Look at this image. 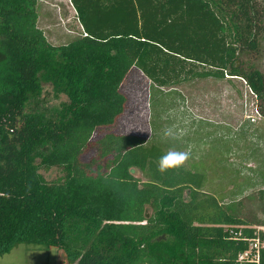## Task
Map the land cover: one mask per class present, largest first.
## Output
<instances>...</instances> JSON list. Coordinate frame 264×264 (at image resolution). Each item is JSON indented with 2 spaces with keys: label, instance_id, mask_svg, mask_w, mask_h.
<instances>
[{
  "label": "trees",
  "instance_id": "1",
  "mask_svg": "<svg viewBox=\"0 0 264 264\" xmlns=\"http://www.w3.org/2000/svg\"><path fill=\"white\" fill-rule=\"evenodd\" d=\"M70 2L83 33L54 46L38 0H0V255L26 244L67 264H238L255 225L187 167L161 173L162 148L130 136L105 172L79 159L124 114L133 68L157 88L240 78L264 104V72L241 60L261 50L264 0ZM45 86L67 98L52 117L33 108ZM40 168L63 176L47 182Z\"/></svg>",
  "mask_w": 264,
  "mask_h": 264
},
{
  "label": "rangeland",
  "instance_id": "2",
  "mask_svg": "<svg viewBox=\"0 0 264 264\" xmlns=\"http://www.w3.org/2000/svg\"><path fill=\"white\" fill-rule=\"evenodd\" d=\"M38 28L54 46L67 45L81 37L83 30L70 0H38ZM261 50L241 56L244 64L264 72V41ZM0 56V61H1ZM127 97L124 114L111 128L98 130L79 165L105 172L130 136L144 139L169 151L188 152L184 163L203 178V191L216 197L228 212L250 224L264 226V104L245 81L227 77L205 79L174 88L155 87L133 68L121 87ZM37 113L52 117L67 102L55 97L50 86L34 101ZM173 135L164 136L165 129ZM48 153L50 147H42ZM40 160H37V164ZM39 173L47 182L63 176L60 169ZM135 177L144 180L139 172ZM147 216L151 215L146 208ZM0 264H67L59 248L44 249L19 244L0 255Z\"/></svg>",
  "mask_w": 264,
  "mask_h": 264
},
{
  "label": "built area",
  "instance_id": "3",
  "mask_svg": "<svg viewBox=\"0 0 264 264\" xmlns=\"http://www.w3.org/2000/svg\"><path fill=\"white\" fill-rule=\"evenodd\" d=\"M264 226L258 227L255 230V236L252 239H247L248 249L238 255V264H260L261 252L264 249ZM235 237H241V234H236Z\"/></svg>",
  "mask_w": 264,
  "mask_h": 264
},
{
  "label": "clouds",
  "instance_id": "4",
  "mask_svg": "<svg viewBox=\"0 0 264 264\" xmlns=\"http://www.w3.org/2000/svg\"><path fill=\"white\" fill-rule=\"evenodd\" d=\"M173 135L172 129H165L164 136L170 137ZM189 159L188 152H176L169 151L162 155L158 161V170L161 173L167 172L171 169H177L184 165V163Z\"/></svg>",
  "mask_w": 264,
  "mask_h": 264
},
{
  "label": "crops",
  "instance_id": "5",
  "mask_svg": "<svg viewBox=\"0 0 264 264\" xmlns=\"http://www.w3.org/2000/svg\"><path fill=\"white\" fill-rule=\"evenodd\" d=\"M262 227V226H261ZM255 228H257V226H255Z\"/></svg>",
  "mask_w": 264,
  "mask_h": 264
}]
</instances>
